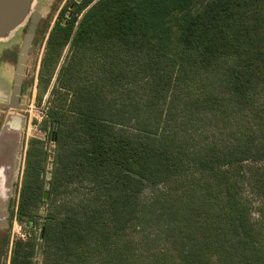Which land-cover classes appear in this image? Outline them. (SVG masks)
Instances as JSON below:
<instances>
[{
  "label": "trees",
  "instance_id": "obj_1",
  "mask_svg": "<svg viewBox=\"0 0 264 264\" xmlns=\"http://www.w3.org/2000/svg\"><path fill=\"white\" fill-rule=\"evenodd\" d=\"M68 8L40 76L41 99L69 46L43 123L51 197L35 138L12 211L31 231L1 240L0 264H264V210L244 198L264 190V0Z\"/></svg>",
  "mask_w": 264,
  "mask_h": 264
},
{
  "label": "rangeland",
  "instance_id": "obj_2",
  "mask_svg": "<svg viewBox=\"0 0 264 264\" xmlns=\"http://www.w3.org/2000/svg\"><path fill=\"white\" fill-rule=\"evenodd\" d=\"M73 1L76 0H34L30 13L25 20V22L14 32L10 33V35L6 39L0 40V83L5 86V82L7 87L12 85V81L15 79L16 75V61L17 56L20 53L21 47L24 43V37L27 34V26L30 24L32 20V16L34 13L40 14V19L37 24V32L35 42L29 52L26 62V71H25V80H26V89L25 93L22 97V106L25 107L24 112L19 111V114L26 119V126L24 124L23 130V139L21 150L19 151V158L21 164L16 174V180L14 183L13 191L11 197L5 199V193L7 190V182L3 179L2 183V194L3 197L0 199V209H3L10 213L9 217L5 219L8 223L6 227H0V248H1V240L9 236L10 237V247L12 243L17 239L25 240L28 238V234L31 231L25 224L20 223L16 217H13L12 211L13 209H17L18 200L20 196V190L24 180V172H25V162H26V151L29 147V142L32 139H39L44 143V149L47 152L48 158L46 163L45 174L47 175L45 182V192L49 193L48 182V174L51 172L55 165L56 161V144L50 138V134L48 131L43 129V123L46 118V112L51 105V90L57 85V76L59 70L62 66H64L69 58H70V47L67 46L63 52V55L60 59V63L54 75V78L50 84L48 91L43 94L41 97L42 87L40 76L42 71L45 68V59L47 55V41L50 36V32L54 27L55 23L61 20V13L63 9L72 4ZM79 1V0H78ZM204 0H200L202 2ZM7 92V91H6ZM206 135L204 133L200 134L202 139L213 134L208 129L206 131ZM24 145L23 159L21 158V153ZM249 164H253L250 162ZM252 188V187H251ZM153 194L152 189H147L143 193V200H148ZM51 195L48 194V198L44 197V200L48 202ZM244 198L248 200L251 204L252 216L253 219L257 220L260 218V211L264 210V190L256 189V191H252L248 188L245 192ZM48 204L44 203L39 209V214L44 216L47 213ZM38 226L34 228L33 232L36 237L40 234V227L43 223V219L38 220ZM1 250V249H0ZM11 257V249L9 252L4 251L2 253V264H10ZM34 262L36 264L42 263V255L38 254L34 258Z\"/></svg>",
  "mask_w": 264,
  "mask_h": 264
},
{
  "label": "water",
  "instance_id": "obj_3",
  "mask_svg": "<svg viewBox=\"0 0 264 264\" xmlns=\"http://www.w3.org/2000/svg\"><path fill=\"white\" fill-rule=\"evenodd\" d=\"M34 0H0V40L6 39L10 33L17 30L27 19ZM40 19V14L34 13L28 27V32L24 37V43L21 47L17 58L16 75L12 88L9 103L5 106L9 109L24 110L25 107L20 105V98L23 92V83L27 57L30 52L31 45L34 40L37 24ZM25 124V119L22 120ZM20 128L18 120L13 118L0 136V199L2 194L3 179L7 182V190L5 199L12 195L16 174L20 168L19 151L21 150L22 142L20 141ZM51 178V174H48ZM48 192H45L44 197L48 198ZM10 215L9 212L0 209V227L8 226L5 221Z\"/></svg>",
  "mask_w": 264,
  "mask_h": 264
},
{
  "label": "flooded vegetation",
  "instance_id": "obj_4",
  "mask_svg": "<svg viewBox=\"0 0 264 264\" xmlns=\"http://www.w3.org/2000/svg\"><path fill=\"white\" fill-rule=\"evenodd\" d=\"M81 1V0H79ZM78 0L76 1H73L72 4L69 5V8H68V11L65 13V22H66V19L70 18L72 16V10L74 8V3L76 2H79ZM28 27H29V24L27 26V32H28ZM37 32V30H36ZM35 39H36V33H35V36H34V40H33V43L31 45V48L35 42ZM31 48H30V51H31ZM18 58V56H17ZM16 65H17V61H16ZM16 69V68H15ZM25 71H26V68H25ZM5 86L2 85V83H0V91L2 93V100H0V110H2L3 112H7L8 110H14V109H9L8 107H6L5 105L9 103V100H10V96H11V92H12V88H13V85H14V80L12 81V85L11 87L8 86L7 87V84L5 82L4 84ZM25 89H26V80H25V75H24V83H23V92H22V95H21V98H20V105H22V97L25 93ZM7 91V92H6ZM18 111H21V112H24L26 110H18Z\"/></svg>",
  "mask_w": 264,
  "mask_h": 264
},
{
  "label": "crops",
  "instance_id": "obj_5",
  "mask_svg": "<svg viewBox=\"0 0 264 264\" xmlns=\"http://www.w3.org/2000/svg\"><path fill=\"white\" fill-rule=\"evenodd\" d=\"M1 97H2V93L0 91V100H2ZM13 118L17 119L19 124L21 125L20 141L22 142V139L24 137V135L22 134L24 130V124L22 123V120L25 118H23V116L19 114L18 110H10V111L8 110L7 112H3L2 110H0V136H1L2 131L5 129V127L9 123V121H11ZM25 126H26V119H25ZM23 152H24V145H23V149L21 153L22 159H23Z\"/></svg>",
  "mask_w": 264,
  "mask_h": 264
}]
</instances>
